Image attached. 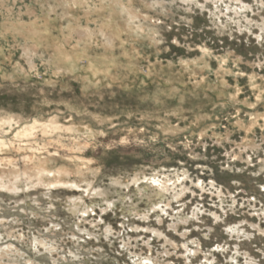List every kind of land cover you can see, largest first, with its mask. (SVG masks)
<instances>
[{
    "label": "rangeland",
    "instance_id": "1",
    "mask_svg": "<svg viewBox=\"0 0 264 264\" xmlns=\"http://www.w3.org/2000/svg\"><path fill=\"white\" fill-rule=\"evenodd\" d=\"M0 137V264H264V0H0Z\"/></svg>",
    "mask_w": 264,
    "mask_h": 264
},
{
    "label": "bare ground",
    "instance_id": "2",
    "mask_svg": "<svg viewBox=\"0 0 264 264\" xmlns=\"http://www.w3.org/2000/svg\"><path fill=\"white\" fill-rule=\"evenodd\" d=\"M86 90V89H85ZM35 121V120H34ZM36 121H37V119H36ZM14 122V121H13ZM39 122V121H38ZM37 122V123H38ZM53 122H54V120H53ZM12 123V122H11ZM44 123V122H43ZM35 124H36V122H35ZM37 125V124H36ZM35 126V125H34ZM36 127V126H35ZM32 128H34V127H32L31 126V129ZM29 130H30V128L29 127H27V126H25V127H23L19 132H18V134H26V133H28L29 132ZM50 130H51V128H50ZM34 132V131H33ZM37 132V131H36ZM30 133V132H29ZM31 133H32V131H31ZM50 133V132H49ZM34 135H35V133H34ZM8 136V135H7ZM18 136V135H17ZM20 136V135H19ZM26 136V135H25ZM34 137V136H33ZM32 137V138H33ZM8 138V137H7ZM1 139H2V137H0V142H2L1 141ZM12 140L13 139H11V142H12ZM9 141V140H8ZM26 141V140H25ZM49 141V140H48ZM24 142V141H23ZM73 144V143H72ZM3 143H2V146H1V148L3 147ZM122 148V147H121ZM18 150V149H17ZM31 155V154H30ZM44 155V154H43ZM41 156V155H40ZM39 156V157H40ZM10 157V156H9ZM54 157V156H53ZM73 157V156H72ZM31 158V157H30ZM55 158V157H54ZM10 159H11V157H10ZM37 159V158H36ZM78 159V158H77ZM80 159V158H79ZM42 160V161H41ZM38 163L39 164H43L42 166H40V167H37L36 165H34L33 164V166H27V169H29V171L30 170H32V172L34 171V175H36L39 179H36L37 181L39 180L40 181V183L42 182V181H44V180H48L49 181V185L50 186H53V187H55L56 186V188H57V185L59 186V185H68V183H69V181H67L68 180V176H67V173H69V170L67 169V168H65V166L63 167V166H61L60 168H58V169H56V170H52V169H49V166H47L48 165V163H47V165H45V162H46V160H44L43 161V159H41ZM81 161H82V159H81ZM37 163V162H36ZM15 165V164H14ZM86 166V165H85ZM26 169V168H25ZM26 172H27V170H26ZM1 173H8V174H11V175H14V178L17 180L18 178H20L21 176H22V174H24L25 172L24 171H22V169L21 168H14V169H9V170H7V171H4V170H0V174ZM31 173V172H30ZM83 173V172H82ZM160 174V173H159ZM45 175H47V176H45ZM50 175V176H49ZM25 176V175H24ZM23 176V177H24ZM31 178L32 177H36V176H31V175H29ZM154 176V175H153ZM160 177H161V175H160ZM25 178V177H24ZM148 178V177H147ZM164 178V177H163ZM22 179V178H21ZM27 179V178H26ZM18 180H20V179H18ZM29 180V179H28ZM33 180V178L31 179V181ZM74 180V179H73ZM30 181V180H29ZM75 181V180H74ZM34 182V181H33ZM78 182V181H77ZM0 183L1 184H4V178H2L1 176H0ZM149 183L150 184H153V185H155V186H162L163 187V184H165V183H163L159 178H158V176L156 177V176H154V177H152L151 178V180L149 181ZM16 184V183H15ZM69 184H71V186L72 185H75V186H78V184L76 183V182H70ZM167 184V183H166ZM46 185V184H45ZM8 186V185H7ZM88 186V185H87ZM154 186V187H155ZM52 187V188H53ZM66 187V186H65ZM140 187V186H139ZM80 188V187H79ZM89 188V187H88ZM94 188V187H93ZM165 188V187H164ZM84 189V188H83ZM167 189H168V187H167ZM160 190V189H159ZM163 191V190H162ZM67 192H69V191H67ZM66 192V193H67ZM86 192V191H85ZM164 192V191H163ZM68 194H70V192L68 193ZM89 194V193H88ZM179 196H180V194H178ZM176 197V196H175ZM156 199V198H155ZM164 200V199H163ZM82 201V200H81ZM87 201V200H86ZM154 204V203H153ZM79 205V204H78ZM91 205V204H90ZM148 206V205H147ZM86 210V209H85ZM88 210V209H87ZM86 210V211H87ZM195 253V252H194Z\"/></svg>",
    "mask_w": 264,
    "mask_h": 264
}]
</instances>
